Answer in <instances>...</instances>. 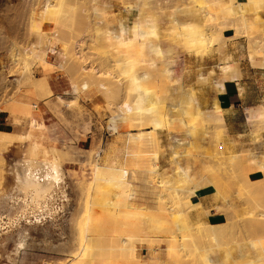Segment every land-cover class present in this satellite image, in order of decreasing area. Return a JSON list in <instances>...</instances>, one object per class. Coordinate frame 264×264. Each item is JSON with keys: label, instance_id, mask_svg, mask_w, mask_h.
I'll return each mask as SVG.
<instances>
[{"label": "rangeland", "instance_id": "obj_1", "mask_svg": "<svg viewBox=\"0 0 264 264\" xmlns=\"http://www.w3.org/2000/svg\"><path fill=\"white\" fill-rule=\"evenodd\" d=\"M262 1L0 0V258L5 254L9 260L20 250H34L36 242H43L45 250L66 256L64 264H155L157 256L164 260L159 264H264L252 258L256 253L246 250L249 254L239 259L233 252V246L257 239L264 247L263 228L261 233H257L258 229L244 233L242 229L248 227L247 219H258L257 214L264 216V181L259 182L263 175L257 173L264 157L259 161L250 157L251 149L264 151V114H253L251 124L244 125L243 135L230 134L225 119H220L219 107L213 104L216 102L196 80L199 71L214 70L212 76H219L218 65L224 62L235 67L241 78L248 71L245 64L249 55L254 58L255 66L251 67L263 69L264 75ZM227 29H233L232 37L222 34ZM210 34L214 36L208 41ZM190 36H195L192 40L198 44L188 39ZM235 39H241L236 57L230 51ZM51 45H57L54 57L48 54ZM168 46L177 49L174 58L176 52ZM30 50L48 64L35 59ZM58 75L64 88L55 92L51 78ZM73 84L77 86L75 94L70 88ZM84 84L88 86L85 89ZM123 99L137 106L141 115H129L122 125L118 123H123L121 118L115 115ZM89 100L96 102L93 109L105 121L107 139L103 143H110L104 152L103 146L92 150L94 154L91 151L93 160L100 152L98 160L103 164V172L94 183L91 163L72 141L74 135L85 133L84 126L89 127V117L82 107ZM254 105L264 107V101L250 103ZM111 117L114 121L108 122ZM31 123L37 127L34 131ZM111 124L119 128L113 131ZM79 125L74 132L72 129ZM145 130H150L151 138L143 133ZM39 134L51 138L44 141ZM164 155L167 167L160 162ZM52 165L60 169L61 178L49 190L48 179L43 176L49 174ZM74 165L82 173L80 180L68 177ZM120 166L130 172L140 168L150 176L153 187L160 184L155 189L153 209L133 207L130 187H115L107 182ZM155 173H160V181ZM179 173L186 177L180 178ZM208 185L214 189L212 211L201 202L191 201L193 191ZM173 189L189 191L179 193L188 204L180 206L190 217L186 223H178L174 211L172 218L173 208L164 207L157 197L171 194ZM166 207L171 209L170 216ZM204 212L208 222L221 223L224 217L226 220L229 215L227 221L233 217L230 221L235 223V228L231 227L234 230L224 229L228 235L220 232L224 238L219 237L218 246L205 239L203 231L199 235L196 232L201 231V225L192 221V215H205ZM173 219L180 232L174 228ZM195 224L196 229L192 228ZM83 234L87 239H81ZM81 240L87 250L76 258ZM122 241H126L124 252ZM53 243L59 248L53 249ZM170 244L172 251L180 253L174 251L176 256L172 257L178 259L175 262L172 258L168 261L159 250H168Z\"/></svg>", "mask_w": 264, "mask_h": 264}, {"label": "bare ground", "instance_id": "obj_2", "mask_svg": "<svg viewBox=\"0 0 264 264\" xmlns=\"http://www.w3.org/2000/svg\"><path fill=\"white\" fill-rule=\"evenodd\" d=\"M201 14V13H200ZM199 14V15H200ZM177 18V17H176ZM173 21L175 20V19H172ZM178 20H176V22H177ZM173 23V22H172ZM217 31V30H216ZM196 33H198V31H196ZM220 33V32H219ZM219 33H218V35H219ZM194 34H195V32H194ZM193 34V35H194ZM200 34V33H199ZM212 34V33H211ZM210 34V37H209V39H208V41L209 40H211L210 38L211 37H213L212 35ZM213 34H214V32H213ZM223 34V33H222ZM190 35H191V33H190ZM195 35H197V34H195ZM193 38L195 37V36H192ZM200 37V36H199ZM203 37V36H202ZM205 37V36H204ZM203 37V38H204ZM171 38V37H170ZM172 38H173V36H172ZM192 38V39H193ZM196 38H197V36H196ZM188 39H191V36H190V38H188ZM191 39V41H195L196 39H194V40H192ZM198 39V38H197ZM201 39V38H200ZM213 39V38H212ZM173 40V39H172ZM199 40V39H198ZM197 41V40H196ZM196 41L194 42V43H196ZM205 41V40H204ZM206 41H207V39H206ZM213 41V40H212ZM166 42V41H165ZM173 42V41H172ZM186 42H190V40H188V41H186ZM167 44V43H166ZM171 44V43H170ZM190 44H191V42H190ZM193 44V43H192ZM191 44V45H192ZM196 44H198V43H196ZM207 44V43H206ZM212 44V43H211ZM168 45H169V43H168ZM173 45V44H172ZM167 46V45H166ZM170 46V45H169ZM169 46H168V48H169ZM175 46V45H174ZM195 46V45H194ZM151 47V50H152V47L154 48V46H150ZM193 47V46H192ZM166 48V47H165ZM164 48V49H165ZM167 48V49H168ZM170 50H171V52L174 50H172L171 49V47L169 48ZM193 49V48H192ZM177 50V49H176ZM176 50H174L173 51V53L174 52H176V53H171V54H169L170 55V57H171V55L173 56V58L175 57L174 55H177V51ZM179 50V49H178ZM31 51V50H30ZM164 52H166V50L164 51ZM31 53H33V51H31ZM30 53V54H31ZM166 53H168V52H166ZM34 54V53H33ZM165 54V53H164ZM166 55V57H167V54H165ZM34 56H35V59H39L38 57H37V55H35L34 54ZM166 57H164L165 59H166ZM168 58V57H167ZM176 58H177V56H176ZM164 59V60H165ZM253 56L252 55H249V57H248V62H250V64H251V66H255L254 64H253ZM44 65L46 64H48L46 61H43V60H41V59H39ZM171 60V59H170ZM167 61V60H166ZM170 62V61H169ZM169 62H168V64H169ZM173 62V61H172ZM218 68H219V70H220V74H219V76H216V77H213L212 75L215 73L214 72V70H210L209 71V73H206V72H202V71H199V73H197V79L196 80H198L200 83H201V86H202V91L204 90H206V95L208 96L209 94H210V97L212 98V99H214V100H211V98H210V100L211 101H214V102H216V104L215 103H213L214 104V106H218L219 107V111H220V113H221V120L224 122V116H223V114H224V110L219 106V104H218V101H217V95H219V94H222V93H224V83L226 82V81H230V80H236V79H238L239 78V73H238V70L235 68V67H233V66H230L229 65V63H227V62H224V64L222 63L221 65H218ZM261 68H262V66H261ZM85 70V69H84ZM87 70V69H86ZM85 70V71H86ZM182 70V69H181ZM89 71V70H88ZM93 72H91V73H94V70H92ZM87 72V71H86ZM89 73V72H88ZM96 74V73H95ZM146 74V73H145ZM100 75V74H99ZM102 75V74H101ZM100 75V76H101ZM237 82V81H236ZM240 82V81H239ZM88 86L87 85H85L84 84V88L83 89H85V88H87ZM199 87V86H198ZM71 92L72 93H77V86L76 85H71ZM102 89H105V87L103 88V87H101ZM240 89V88H239ZM128 90V89H127ZM241 91V90H240ZM239 91V92H240ZM243 92V91H242ZM241 92V93H242ZM190 93V92H189ZM193 93H195V92H193ZM192 93V94H193ZM240 93V94H241ZM244 93V92H243ZM200 94H202V93H200ZM212 94L214 95V97H212ZM195 96V95H194ZM242 97V96H241ZM60 99H61V97H59ZM243 98V97H242ZM143 99V98H142ZM123 100H125V99H123ZM123 100L121 101V103H120V105L118 106V113H116V112H114V114L116 113L117 115H115V116H119V118L118 119H120L121 118V122H123V123H120V120L118 121V123L119 124H124V122H125V120L126 119H128L127 117L129 116V115H135V116H137V115H139L140 113L138 112V109L137 108H135V107H137V106H132V104L131 103H128V102H126V100L123 102ZM64 105V104H63ZM140 105V104H139ZM152 105V104H151ZM65 106L66 107H68V104H65ZM139 107V106H138ZM117 109H115V110H117ZM244 109V108H243ZM140 110H141V108H140ZM260 112V111H262V114H264V107L262 106V107H260V106H258V105H254V106H249V107H245V109H244V111H243V113H245V122L244 123H246V124H251L250 122H252V120H251V116L253 115V114H255L256 112ZM215 112V111H214ZM215 113H217V112H215ZM58 114H61V113H58ZM113 114V115H114ZM219 114V113H218ZM141 115V114H140ZM139 115V116H140ZM152 115H154V114H152ZM114 116V117H115ZM114 117H111V119L109 120L108 119V122H110L111 120L112 121H114L113 120V118ZM161 117V116H160ZM167 117V116H166ZM257 118V117H256ZM259 118V117H258ZM257 118V119H258ZM263 118H264V115H263ZM63 119V118H62ZM114 119H116V120H118L116 117L114 118ZM136 119V118H135ZM167 119V118H166ZM165 119V120H166ZM253 119V118H252ZM255 119V118H254ZM260 119V118H259ZM262 119V118H261ZM160 121V120H159ZM168 121V120H167ZM117 122V121H116ZM138 122H140V121H138ZM158 123V122H157ZM160 123V122H159ZM177 123V122H176ZM114 124H115V122H114ZM113 124V125H114ZM127 124V123H126ZM31 126V128H32V130L34 131L35 130V124H30ZM112 125V124H111ZM111 126V127H113L112 128V130L113 131H116L118 128H119V126L118 125H116V127L115 126ZM118 126V127H117ZM139 126V125H138ZM168 127V126H167ZM173 127V126H172ZM31 128H30V130H31ZM37 128V127H36ZM170 128V127H169ZM175 128V127H174ZM110 129V128H109ZM177 129V128H176ZM31 130V131H32ZM89 130V127L86 125V126H84V132H87ZM150 130H152V129H150ZM150 130H145L143 133H145V132H147L148 133V135L150 136V138H151V135H150ZM172 130V129H171ZM180 130H182V129H180ZM184 130V129H183ZM31 131H29V132H31ZM32 131V132H33ZM37 131V130H36ZM154 131V133H156L155 132V130H153ZM38 132H39V130H38ZM141 132V131H140ZM152 132V131H151ZM34 133V132H33ZM40 133V132H39ZM142 133V132H141ZM153 133V132H152ZM29 134V133H28ZM35 134V133H34ZM33 134V135H34ZM46 134H47V131H46ZM32 135V134H31ZM36 135H37V132H36ZM130 135V134H129ZM141 135V134H140ZM38 136H40V138H41V140L43 139H45V140H47L48 138H49V140H50V136L48 135V137H47V135H43V134H39ZM137 136V135H136ZM154 136V135H153ZM32 137V136H31ZM75 137H78L77 136V134L75 135ZM145 137V136H144ZM156 137V136H155ZM154 137V138H155ZM79 138V137H78ZM77 138V139H78ZM128 138H130V137H128ZM146 138V137H145ZM132 139V138H131ZM134 139V138H133ZM156 139V138H155ZM44 140V141H45ZM145 140V139H144ZM77 141V140H76ZM128 141H129V139H128ZM132 141V140H131ZM37 142V141H36ZM98 147V146H97ZM261 147V146H260ZM91 151L92 150H89L88 149V151H84V154H85V157H86V159H87V162H90L91 163V166H90V172H91V179L93 180V181H91V182H97V177H99V176H101V174H102V172H103V168H102V165L103 164H100L99 163V158H100V152L99 151H97L96 153H95V159L93 160L92 158H91V155L90 154H92L91 153ZM102 151V150H101ZM251 152H250V157L252 158V159H257L258 161L260 160V159H262L263 157H264V151H260V150H258L257 148H254V149H251L250 150ZM93 152V151H92ZM93 154H94V152H93ZM246 155V154H245ZM249 154H247V158H249V156H248ZM233 156H235V155H233ZM92 157H93V155H92ZM104 157V156H103ZM230 157V156H229ZM232 158V157H231ZM236 158V157H235ZM202 159V158H201ZM231 160V159H230ZM233 160H235L234 158H233ZM86 161V160H85ZM263 161V160H262ZM86 162V163H87ZM254 162H255V160H254ZM261 162V161H260ZM264 162V161H263ZM263 162H261V163H263ZM90 163L88 164V165H90ZM105 163V162H104ZM245 163V162H244ZM247 163V162H246ZM259 162H257V164H258ZM176 164V163H175ZM264 164V163H263ZM262 164V167L261 168H257V169H259V170H257V173H260V174H262L263 175V179H261V180H259V182H262V181H264V165ZM55 165V164H54ZM54 165H52L51 167H49V169H50V171H49V174L47 173V175H45V176H43V178H47L48 180H46L47 181V185H48V188H49V190H50V188L52 187V188H55V186H57V184H58V182H60V178H61V171H60V169L58 168V167H56V166H54ZM254 165H255V163H254ZM257 166V165H256ZM259 166V165H258ZM261 166V165H260ZM47 167V166H46ZM103 167H105V166H103ZM157 167V166H156ZM250 167V166H249ZM37 168V167H36ZM40 168V167H39ZM177 168V167H176ZM240 168V167H239ZM245 168V167H244ZM251 168H254L255 169V167H251ZM46 169V168H45ZM105 169V168H104ZM112 169V168H111ZM190 169V168H189ZM224 169H225V167H224ZM139 170H140V168H139ZM170 170V169H169ZM173 170V169H172ZM171 170V171H172ZM182 171V169L180 168L179 169V171ZM237 170V169H236ZM248 170V169H247ZM251 170V169H250ZM249 170V171H250ZM48 171V170H47ZM110 171V170H109ZM143 171V170H142ZM156 171V170H155ZM163 171V170H162ZM177 171V170H176ZM187 171V170H186ZM111 172V171H110ZM113 172H114V168H113ZM172 172H174V171H172ZM251 172H253V170L251 171ZM177 173V172H176ZM175 173V174H176ZM45 174V173H44ZM114 174V173H113ZM129 174H130V171L128 170V168H123V166L121 167L120 166V168H117L116 170H115V174L113 175V178L112 179H109L110 181H107V182H112L113 183V185H115V187H121V186H128V187H130V185L132 184V182H131V180L129 179ZM112 175V174H111ZM159 175H160V173H159ZM159 175H158V173L156 174H154V176L157 178V181H160V178L161 177H159ZM170 175H171V173H170ZM182 175L183 176H185L184 175V173H179V177L181 178L182 177ZM203 175V174H202ZM204 175H205V173H204ZM203 175V176H204ZM222 175V174H221ZM152 176V175H151ZM161 176V175H160ZM178 176V175H177ZM106 177V176H105ZM148 177H150V176H148ZM186 177V176H185ZM184 177V178H185ZM207 177V176H206ZM154 178V177H153ZM155 178V179H156ZM50 179V180H49ZM99 179H101V178H99ZM154 179V180H155ZM187 179V178H186ZM186 179H185V182H186ZM198 179V178H197ZM249 179V178H248ZM178 180V179H177ZM181 180H184V179H181ZM212 180V179H211ZM235 180V179H234ZM250 180V179H249ZM52 181V182H51ZM106 182V181H105ZM155 182V181H154ZM172 182H173V180H172ZM179 182V181H178ZM182 182H184V181H182ZM43 183V182H42ZM50 183V184H49ZM158 183V182H157ZM174 184H175V182H173ZM180 183V182H179ZM204 183V182H203ZM244 183V182H243ZM264 183V182H263ZM40 184V183H39ZM155 184V183H154ZM162 184H164V183H162ZM192 184V183H191ZM190 184V185H191ZM206 184V183H205ZM204 184V185H205ZM208 184V183H207ZM255 184V183H254ZM46 185V186H47ZM52 185V186H51ZM53 185H54V187H53ZM160 185V184H159ZM159 185H157L156 184V187H155V189H157V186H159ZM170 185V184H169ZM173 185V184H172ZM176 185V184H175ZM259 185H260V183H259ZM44 186H45V184H44ZM162 186V185H161ZM209 186V185H208ZM216 186V185H215ZM218 186V185H217ZM255 186V185H254ZM38 187V186H37ZM170 187V186H169ZM173 187H174V185H173ZM172 187V188H173ZM182 187V186H181ZM194 187V186H193ZM257 187V186H256ZM45 188V187H44ZM51 188V189H52ZM123 188V187H122ZM167 188V187H166ZM166 188H164L165 190H166ZM183 188V187H182ZM202 188V187H201ZM190 189V188H189ZM200 189V188H199ZM45 190V189H44ZM95 190V189H94ZM195 190V189H194ZM237 190V189H236ZM37 191H39V189L37 190ZM175 191V192H174ZM183 190H177V189H173V193H171V194H165V196H163V195H159V196H157V197H159V199H160V201H161V203L164 205V207L165 206H169L170 208H173L172 209V216H173V211H174V213L177 215H174L172 218H175V220L176 221H178V223L179 222H181V223H186V220H189V218H188V214L185 216V214L186 213H184V211L182 210L181 211V209H180V206H184V205H188L186 202L184 203V201L182 200L183 198H181V194L183 195V193H185V194H187V192H189V191H187V192H182ZM197 191V190H196ZM196 191H193V194L192 195H194L195 194V192ZM48 192V191H47ZM157 192V191H156ZM182 192V193H181ZM39 193H41V192H39ZM167 193H169L168 191H167ZM179 193H181V194H179ZM261 193V192H260ZM260 193H259V195H260ZM157 194V193H156ZM159 194V193H158ZM189 194V193H188ZM253 194V193H252ZM191 195V194H190ZM250 195V194H249ZM187 196V195H186ZM184 197V196H183ZM248 197V196H247ZM249 198V197H248ZM255 198H256V196H255ZM185 199V198H184ZM188 199V198H187ZM243 199V198H242ZM164 201H166V202H164ZM183 201V202H182ZM187 201V200H186ZM109 203V202H108ZM110 203H111V201H110ZM118 203V202H117ZM161 203H159V204H161ZM257 203V202H256ZM262 203V202H261ZM107 204V203H106ZM114 204V203H113ZM158 204V203H157ZM109 205V204H108ZM199 205V204H198ZM264 205V204H263ZM90 206V205H89ZM201 206V205H200ZM200 206H198V208H200L199 210H201V207ZM255 206V205H254ZM261 206V205H260ZM118 207V206H117ZM155 207V206H154ZM168 207V208H169ZM88 208V207H87ZM167 207H166V213H168L167 215H169V213L171 212V209L169 210ZM183 208H185V207H183ZM255 208V207H254ZM135 209V208H134ZM139 209V208H138ZM202 209H204L205 210V208H202ZM242 209V208H241ZM256 210V209H255ZM255 210H254V212H255ZM170 211V212H169ZM190 211H191V209H190ZM232 211V210H231ZM181 212V213H180ZM184 214H183V213ZM187 212V211H186ZM199 212V211H198ZM205 212L206 213H208V211L207 210H205ZM204 212V214L205 215H202V214H197V213H195V214H191L192 215V218H193V222L194 223H196L197 224V226H198V224H199V226L201 227V231L200 232H198V230H196V232L198 233V235H199V233L201 234V232L203 231V234L206 236L205 237V239L206 238H208V240H210V241H212L213 243H214V245H217L218 246V239H219V237L221 236V234H220V232H223L222 234L223 235H226L227 233V231L229 232V228H231L232 226L234 227V224L235 223H231L232 221H230V218L231 217H229V222L227 221V219H228V216H227V219L225 220V217H224V222H221V223H210V222H208L204 217H206V216H208V215H206V213ZM245 212V211H244ZM87 213H88V211H87ZM252 213V212H251ZM258 213H261V212H258ZM118 214V213H117ZM184 215V217H183V215ZM209 214V213H208ZM224 214L226 215V213L224 212ZM227 214H229V213H227ZM171 215V214H170ZM169 215V216H170ZM191 215H189V216H191ZM200 215H202V216H200ZM256 215V214H255ZM168 216V217H169ZM165 217V216H164ZM249 217V216H248ZM247 217V218H248ZM252 217V216H251ZM256 217H258V219H260L261 217L264 219V216L262 215V214H257L256 215ZM112 218V217H111ZM138 218V217H137ZM147 218V217H146ZM172 218H170V220L172 219ZM233 218V217H232ZM232 218H231V220H232ZM261 218V219H262ZM86 220H85V222H86V224H87V222H88V220H87V218H85ZM151 219V218H150ZM150 219H147V221L148 220H150ZM179 219V220H178ZM257 218H255L254 219V216L251 218V220L250 219H247V220H249V224H246V226H248L247 228H242L243 229V231L245 230V232L244 233H246L247 231H254V233H255V231L257 230V233H259L260 231V229L261 228H263L264 229V222L262 221L261 222V219L260 220H258ZM115 220V219H114ZM163 220V219H162ZM166 221V220H165ZM174 221V219L172 220V222ZM176 221H174L173 222V224H174V228H176V231H179L180 232V229H179V227H178V225H177V222ZM225 221H227V222H225ZM235 221V220H234ZM244 221V220H243ZM151 222V221H150ZM246 222V221H245ZM166 223V222H165ZM164 223V224H165ZM247 223V222H246ZM196 224H195V227L193 226L192 228H195L196 229ZM190 225V224H189ZM191 227V226H190ZM199 227V228H200ZM232 227V228H233ZM239 227V226H238ZM87 228V227H86ZM148 228V227H147ZM167 228V227H166ZM188 228V227H187ZM199 228H197V229H199ZM231 228V229H232ZM235 228V227H234ZM248 228H249V230H248ZM194 229V230H195ZM225 229V230H224ZM231 229H230V231H231ZM112 230V229H111ZM173 230V229H172ZM226 231V232H224V231ZM232 230H234V229H232ZM103 231V230H102ZM168 231H170L169 229H168ZM189 231V230H188ZM191 231H193V230H191ZM239 231H241V232H239L240 234L242 233V230L240 229ZM259 231V232H258ZM171 233H172V231H170ZM175 231H173V233H174ZM196 232H194V233H196ZM205 232V233H204ZM85 233H86V231H85ZM166 233V232H165ZM168 233V232H167ZM170 233V234H171ZM196 233V234H197ZM234 233V232H233ZM261 233V232H260ZM175 234V233H174ZM171 235V236H175V235ZM253 234V233H252ZM228 235V234H227ZM251 235V234H250ZM170 236V237H171ZM241 236V235H240ZM253 236H254V234H253ZM187 237V236H186ZM223 236H221V238H222ZM173 238V237H172ZM192 238V237H191ZM202 238V237H201ZM224 238V237H223ZM222 238V239H223ZM252 238V237H251ZM81 239H87V234L86 235H84L83 234V238H81ZM202 239H204V238H202ZM231 239H233V237L231 238ZM249 239V238H248ZM255 239H256V237H255ZM113 240V239H112ZM196 240V239H195ZM194 240V241H195ZM208 240H207V242H208ZM225 240V239H224ZM165 241V240H164ZM170 241V240H169ZM171 241H173L172 239H171ZM262 241V240H261ZM261 241H259L258 239H257V241H254V243H251L250 241H249V243L247 242L246 244H241V245H237V246H233V247H235V250L233 251V252H236V256H237V258H242L243 256L245 257V255H247V253L248 252H253V254L254 253H258L257 255V257H256V254H255V257H254V255H252V258H254L255 260H256V258H257V260H258V262H264V247L262 248V246L260 245V242ZM82 242H83V240H81V243H80V247H79V249L77 248V253H76V258H80L79 257V254L82 252L83 254L85 253V252H83L85 249L87 250V248H85L83 245H82ZM114 242H115V240H114ZM142 242V241H141ZM148 242V241H147ZM197 242V241H196ZM253 242V241H252ZM173 243V242H172ZM257 243V244H256ZM116 244H117V242H116ZM182 244V243H181ZM194 246H195V244L196 243H192ZM209 244V243H208ZM249 244V245H248ZM251 244H252V246H251ZM196 245H198V244H196ZM209 245H211V243L209 244ZM213 245V246H214ZM258 245V246H257ZM75 246V245H74ZM117 246V245H116ZM122 251L124 252V248L126 247V241H122ZM120 246V247H121ZM194 246H192V247H194ZM213 246H211V247H213ZM255 246H257V247H255ZM67 247V246H66ZM76 247V246H75ZM167 247H168V250H167V248H165V249H163V248H160L159 250H161V252H163V253H165L166 255H167V258H168V261H170L169 259L170 258H172L171 260L172 261H174V259L176 260L177 258L175 257L176 255H175V252L176 251H178V250H173L172 251V247H173V245H172V247H171V244H170V246H168L167 245ZM169 247H170V249H169ZM255 247V248H254ZM21 248V247H20ZM199 248L201 249V247L199 246ZM217 248V247H216ZM215 248V249H216ZM257 248V250H255ZM54 249V248H53ZM234 249V248H233ZM254 249V250H253ZM71 250V249H70ZM85 250V251H86ZM168 251V253H167V251ZM195 250V249H194ZM248 252H247V251ZM19 251V250H18ZM175 251V252H174ZM180 251V250H179ZM183 251H185L186 252V250H184L183 249ZM255 251V252H254ZM256 251H258V252H256ZM188 252V251H187ZM193 252V251H192ZM215 253H216V250L214 251ZM213 252V253H214ZM232 252V253H233ZM247 252V253H246ZM81 253V254H82ZM177 253V252H176ZM195 253V252H194ZM214 253V254H215ZM177 254H180V253H177ZM249 254V253H248ZM173 255H175L174 257L175 258H173L172 256ZM186 255V254H185ZM193 255V254H192ZM216 255V254H215ZM235 255V254H234ZM82 256V255H81ZM133 256V255H132ZM149 256V255H148ZM199 256L201 257V259H203L202 258V253L200 252V254H199ZM217 256V255H216ZM218 256H219V254H218ZM150 257V256H149ZM154 257V256H153ZM156 257V256H155ZM181 257H183V258H185L184 256H181ZM220 257V256H219ZM218 257V259H220L221 257H223V256H221L220 258ZM235 257V256H234ZM243 257V258H244ZM259 257V258H258ZM82 258V257H81ZM252 258H250V259H252ZM178 260V259H177ZM180 260V259H179ZM222 260V259H221ZM221 260H219L220 262H221ZM253 260V259H252ZM260 260V261H259ZM150 261V260H149ZM162 261H164V260H162L161 258H160V256H157V259L155 260V264H159V262H162ZM165 261H167V260H165ZM175 262V261H174ZM255 262V261H254ZM257 262V261H256ZM167 263V262H166ZM170 262H168V264H169ZM221 263H223V262H221ZM76 264H78V263H76ZM165 264V263H164ZM171 264H173L172 262H171Z\"/></svg>", "mask_w": 264, "mask_h": 264}, {"label": "crops", "instance_id": "obj_3", "mask_svg": "<svg viewBox=\"0 0 264 264\" xmlns=\"http://www.w3.org/2000/svg\"><path fill=\"white\" fill-rule=\"evenodd\" d=\"M237 1L247 2L248 0ZM262 2L264 3V1ZM261 16L264 17V13H262ZM223 34H225L227 37H232L234 32L233 29H227ZM241 39H235L230 45V51L231 53H233L234 57H236V53L240 51L239 43ZM239 63H241V61H239ZM245 67L248 68V71L243 72L241 78L226 81L224 83V93L217 95L218 104L225 111V127L228 133H233V135H243V133L245 132V113H243V108L249 107L250 103L264 101V75L261 73L263 69H256L251 67L248 61L245 64ZM60 78L61 75L52 76L51 78L53 79L52 89L55 92H60L64 88V83L61 81ZM95 104L96 102L94 100H89L82 104L84 112H86L84 114H87L90 120L89 130L85 133L78 134L77 136L79 138L75 137L74 135L72 137V141L73 145L76 148L81 149L83 151H88V149L94 150L98 148L97 146H103L102 152H104V150L108 148L110 143H103V139H107L106 136H104L105 121L99 119V116L95 113L93 109V106ZM101 114L107 115L106 112H102ZM52 119L53 121L55 120L53 117ZM79 129L80 125L75 126L72 130L76 132ZM69 130L70 129H68L67 131ZM166 159V155L160 157V162H162L163 167H167ZM73 167V169L70 168V171H73V173H68L69 179L72 181L75 179L80 180L82 178V173L77 170L75 165ZM129 179L132 182L130 186L131 205L135 208H142L148 210L153 209L156 199V190L155 187H153L150 183L147 174L141 170H132L129 174ZM213 193V187H203L195 192V194L191 198V201L201 202L210 211H212V206L214 204L212 200ZM72 195H76V193L73 192ZM70 212L71 211L68 210V213ZM210 223L215 224L218 222ZM43 246V242H36V247L34 250H20L16 257L10 258L9 260L7 259L5 254H2V257L0 258V264H64L62 262L67 259L66 256L56 251L45 250ZM58 246L59 245L55 243L52 244V248L54 249L59 248ZM12 260H14V263H12Z\"/></svg>", "mask_w": 264, "mask_h": 264}, {"label": "built area", "instance_id": "obj_4", "mask_svg": "<svg viewBox=\"0 0 264 264\" xmlns=\"http://www.w3.org/2000/svg\"><path fill=\"white\" fill-rule=\"evenodd\" d=\"M24 1L31 2V1H34V0H24ZM43 1H45V0H43ZM48 54H49V56L54 57L57 54V45H51L49 47ZM108 131L109 130L107 129L106 132H108Z\"/></svg>", "mask_w": 264, "mask_h": 264}, {"label": "trees", "instance_id": "obj_5", "mask_svg": "<svg viewBox=\"0 0 264 264\" xmlns=\"http://www.w3.org/2000/svg\"><path fill=\"white\" fill-rule=\"evenodd\" d=\"M259 174V173H258ZM256 176V175H255ZM257 178H259V177H255V178H253V179H257ZM222 222V221H221ZM218 223H220V222H218Z\"/></svg>", "mask_w": 264, "mask_h": 264}]
</instances>
